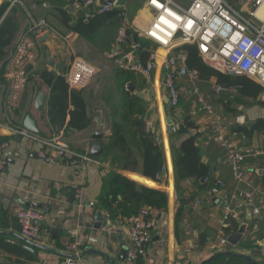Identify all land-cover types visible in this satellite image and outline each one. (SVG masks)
<instances>
[{
  "label": "crops",
  "instance_id": "0c3cea01",
  "mask_svg": "<svg viewBox=\"0 0 264 264\" xmlns=\"http://www.w3.org/2000/svg\"><path fill=\"white\" fill-rule=\"evenodd\" d=\"M94 1L95 5L90 8L94 17L86 20L85 9H77L68 0H19L18 6L24 12L20 16L19 30L5 51L4 61L0 63V153L5 148L3 153L7 157V166L0 172V238L14 246H21L34 259L18 258L0 249V264H67L69 259L76 260L77 264H204L222 253V239L228 240L237 235L243 226L246 227L245 234L231 253L238 257L219 260L217 263L264 264V155L250 154L245 158L242 164L244 181L239 183L233 178L231 167L226 163L227 151L209 142V137L221 130L233 139L236 147L264 152V131H252L259 120H264V93L256 101L245 98L246 105L242 107L234 101L241 98L239 92L235 95L225 92L216 96L212 93L217 85L216 78L209 81L198 79L196 85L201 94L209 97L207 101L215 106L216 114L211 117L197 104L192 94L193 85L185 77L179 82L182 92L179 107H170L162 86L165 73L163 64L167 55L164 50L153 47L157 51L158 66L150 79L132 73L133 77L128 80L127 75L117 70L110 59L122 27L127 29L130 38L134 32L139 34L138 40L142 38L152 22L149 0H120L119 7L106 14H98L97 9L107 0ZM3 3L0 0V8ZM242 9L239 11L243 14L249 13L247 6ZM119 10L126 15L125 19L120 16V21L116 18ZM147 14L150 19H143ZM104 16L107 18L104 19ZM32 18L46 20L50 30L38 41L41 57L31 72L20 109L7 114L4 110L8 94L5 63L14 53L19 38ZM81 19L103 23L92 41L84 39L74 30L73 27ZM131 46H124V49L130 50ZM49 56L54 64L65 63L63 75L50 68ZM75 59H83L97 73L87 87L79 90L91 119L90 127L83 131L67 128L70 117H67L63 127L52 126L48 113L41 114L35 107L40 91L49 94L50 99V89L44 84L45 77L42 74L53 71L56 77L65 76ZM136 97L143 100L147 131L157 134V140H160L164 149L165 173L156 181L141 174L143 158L136 126L131 127L128 138L133 153L132 161L137 163V169H122L112 157H103L105 146L112 135L113 120L121 122V116L128 113L123 104ZM232 110H238L237 114H233ZM27 115L37 121L40 131L45 134L42 138L63 140L77 153L89 154L96 163H86L80 170L62 164L44 165L37 156L41 146L19 138L14 132L16 128L23 127ZM216 116H224L225 120L216 124L213 122ZM98 118L106 124V130L98 127ZM187 118L197 127L191 133L201 134L197 145L205 150L203 163L214 168L212 178L215 181L211 179V182L202 181L196 185L194 181L187 180L190 184L182 182L178 191L167 120L171 119L173 124H182ZM248 123L255 125L250 128ZM96 132L103 135L101 140L93 138ZM5 144H8L7 148ZM96 145L103 146V154L99 157L91 155ZM115 158L122 159L120 154ZM110 174L121 175L140 186L164 192L168 196V206L164 211L142 208L149 210L156 226L147 254L136 262L128 259L127 249L130 246L129 221L137 216L112 219L109 212L99 204L107 189L106 182ZM218 181H223L225 186L217 195H211L210 191ZM238 190L254 191L255 199L250 203L235 198ZM179 196H182L183 211L177 225V210L181 206ZM23 203L32 204L30 209L39 211L43 217L41 236L32 242L37 247L25 243L16 227L17 212L27 209ZM227 207L231 210L228 217ZM256 209L259 214L255 213ZM99 212L103 214V222L96 227ZM120 221L123 223L120 224ZM235 227L238 228L237 232L227 236L225 229L234 230ZM71 245L76 246L78 256L70 250Z\"/></svg>",
  "mask_w": 264,
  "mask_h": 264
},
{
  "label": "built area",
  "instance_id": "2783aa9c",
  "mask_svg": "<svg viewBox=\"0 0 264 264\" xmlns=\"http://www.w3.org/2000/svg\"><path fill=\"white\" fill-rule=\"evenodd\" d=\"M77 9H85L84 18L89 20L94 17L90 8L95 5L94 0H68ZM120 0H107L98 6V14L112 12L119 7ZM19 0L12 5L18 4ZM264 4V0H253L252 8L248 15L233 8L227 0H149L152 12V22L143 33L142 38L151 42L148 49L149 58L144 63L137 51L140 44H134L131 49H124L129 37L127 29L122 27L116 39V44L110 53L117 70L131 72L150 79L158 66L157 51L153 47L164 50L167 55L163 64L164 77L162 86L166 93L167 103L176 109L181 99L179 82L187 77L193 85L192 94L202 109L212 117L216 114L215 106L207 101V97L201 94L196 82L199 79L197 72L190 71L187 64V54L181 49L185 46H196L199 54L206 64L224 74L245 76L256 81L264 88V20L257 17V11ZM125 19V13L120 15ZM50 26L44 19H31L24 34L19 38L15 51L7 60L6 79L8 94L5 100L4 110L12 114L20 109L27 90L31 72L39 61V39L49 32ZM94 68L83 59H75L65 75L66 82L71 90H82L88 86L94 77ZM237 94L238 89H226L221 85H215L212 93L219 96L223 93ZM224 116L214 117L216 124L224 121ZM240 120V119H239ZM241 119L240 121H243ZM180 123L169 126L171 134L177 133L181 128ZM14 132L27 141L38 144L41 149L37 156L46 166L62 164L68 168L80 170L86 163H96L89 156L74 151L66 142L59 139H45L35 135L24 127H18ZM210 143H216L227 151L226 163L231 167L233 178L241 183L244 181L242 164L250 154L264 155L263 151H252L235 146L232 138L227 137L221 130L209 137ZM8 144L4 147L7 148ZM0 153V172L7 166V157ZM163 169L158 176L162 178ZM211 182L210 178L205 180ZM190 184L189 181L186 182ZM225 186L223 181H218L210 191L211 195H217ZM240 200L253 202L254 191H237ZM256 214L259 211L255 210ZM231 210L227 207V217ZM17 219L21 230V236L31 242H36L42 233L40 225L42 214L35 209H21L17 212ZM123 221H120L122 224ZM156 222L151 217L148 209H143L137 217L129 221L130 246L127 249L128 259L138 261L147 254V248L153 240V231ZM221 251L225 252L228 246L227 238L221 240ZM71 251L77 248L71 245ZM67 264H77L74 259L67 260Z\"/></svg>",
  "mask_w": 264,
  "mask_h": 264
},
{
  "label": "trees",
  "instance_id": "16d2710c",
  "mask_svg": "<svg viewBox=\"0 0 264 264\" xmlns=\"http://www.w3.org/2000/svg\"><path fill=\"white\" fill-rule=\"evenodd\" d=\"M3 1L4 3L0 8V63L4 61L5 51L11 46L18 33L20 16L24 13L18 4L12 5L15 0ZM123 13L120 10L116 13V18L119 21L121 20L120 15ZM106 18L104 16V19ZM102 24L94 20L85 22L81 19L73 28L81 37L92 41L95 32ZM138 42L141 44L138 53L142 62L145 63L149 58L147 50L152 45L150 41L142 38H139ZM181 51L187 54L188 69L197 72L199 79L209 81L212 78H216L218 85L226 89H238L239 97L241 98H237L234 101L242 107L246 105L244 102L245 98L256 101L264 93V88L245 76L224 74L207 65L200 56L196 46H185ZM121 73L127 75L128 80L133 77L132 73ZM46 74L44 72L42 76L45 77ZM123 108L128 113L121 116V122L114 119L116 116H113L112 135L109 143L105 146L103 157L104 159L112 157V160L119 163V167L122 169H137V163L132 161L133 153L128 138L131 127L136 126L143 158L141 174L148 179L156 181L164 169L165 154L160 140H157V134L147 131L146 122L144 121L143 100L136 97L125 101ZM228 112H231L230 109H228ZM237 112L238 110H232L233 114H237ZM47 113L50 123L54 127H63L66 124L67 117H70L67 125L70 130L83 131L91 125V119L88 117L87 105L82 92L71 90L65 76L56 77L50 89ZM194 129H197L196 125L187 118L182 123L180 130L170 135L175 183L178 191L182 182L187 180L194 181L196 185H200L207 178L214 180L212 178L214 168L210 164L203 163L205 150L197 145L201 134H192L191 131ZM255 130L264 131V120H259L256 123L252 131ZM117 154L121 155V160L115 158ZM109 177L110 179L106 182L107 189L100 198L99 204L101 208L109 212L112 219L138 216L144 207L157 212L167 209L168 196L166 193L140 186L121 175L110 174ZM181 197L179 196V203H181ZM182 211L181 203L176 215L177 225L181 221ZM237 230V227L234 230L228 228L225 229V232L227 236H231ZM0 249L18 258H25L30 261L34 259L30 252L21 246L7 243L3 238H0ZM228 258H234V256L230 253L222 252L204 264H219L217 263L219 260L223 261Z\"/></svg>",
  "mask_w": 264,
  "mask_h": 264
},
{
  "label": "water",
  "instance_id": "95a60500",
  "mask_svg": "<svg viewBox=\"0 0 264 264\" xmlns=\"http://www.w3.org/2000/svg\"><path fill=\"white\" fill-rule=\"evenodd\" d=\"M138 37H139V34L137 32H135L132 35L131 38L127 39V41L125 42L124 46H129V45L131 46L133 44H136L137 41H138ZM48 64H49L50 68L52 70L57 71L59 75H63L64 74V70H63V67L65 65L64 62H60V64H54L53 62H51V59H50V56H49ZM55 78H56V75H55V73L53 71L47 72V74L45 76V79H44V84L47 86V88H49V89L52 88L53 83L55 81ZM48 100H49V94H46L43 91H40L38 93L37 98H36L35 107H36V110L38 112H40L41 114H44V113L47 112ZM263 105H264V103H263ZM96 122H97L99 128L103 127L105 130L107 129L106 124H104L101 119H99V118L96 119ZM167 125H169V126L173 125V122L171 121V119L167 120ZM254 125H255L254 123H248L247 124V126L250 127V128H252ZM23 127H24V129L28 130L29 132H31V133H33L35 135H38L40 137H44L45 136V134L40 131L37 121H35L31 115H27L26 116L25 121L23 123ZM19 138H21V137H19ZM93 138L95 140H101L103 138V135L100 132H96L94 134ZM102 154H103V146H101V145H96V147L91 151V155H93L95 157H99ZM185 201H187V200H185ZM22 205L25 208H27V209H30L31 206H33L30 203H23ZM96 220H97L96 227L101 226V223L103 222V214L101 212L98 213ZM15 223H16L17 229L19 230L20 238L25 243L31 245L32 247H37L31 241L26 240V239H24L21 236V230H20V227H19V223H18L17 217L15 218ZM42 223L43 222H39L37 224L41 226ZM245 231H246V227L243 226L240 229V231H239V233L237 235L231 236V237L228 238V246L226 248V252L227 253H230V254L232 253V251L234 250V247L237 246L241 242V240L243 238V235L245 234ZM258 255H260V254H258ZM74 257L75 256H70L69 258H74ZM234 257H238V256L234 255ZM240 258L249 260L247 257H243V256L242 257L240 256Z\"/></svg>",
  "mask_w": 264,
  "mask_h": 264
},
{
  "label": "rangeland",
  "instance_id": "374dc122",
  "mask_svg": "<svg viewBox=\"0 0 264 264\" xmlns=\"http://www.w3.org/2000/svg\"><path fill=\"white\" fill-rule=\"evenodd\" d=\"M228 2L230 3V5L233 8H235L238 11L239 10L240 11L241 10L243 11L242 7H244V6H247L248 9H251L252 8V5H253V0H228ZM246 15H248V14H246ZM142 18L143 19H150V17H149L148 14L147 15H144ZM94 71H95V75H94V77H95L96 74H97L95 68H94ZM94 77H93V79H94Z\"/></svg>",
  "mask_w": 264,
  "mask_h": 264
},
{
  "label": "bare ground",
  "instance_id": "6f19581e",
  "mask_svg": "<svg viewBox=\"0 0 264 264\" xmlns=\"http://www.w3.org/2000/svg\"><path fill=\"white\" fill-rule=\"evenodd\" d=\"M257 17L260 18L261 20H264V4H262L258 9Z\"/></svg>",
  "mask_w": 264,
  "mask_h": 264
}]
</instances>
